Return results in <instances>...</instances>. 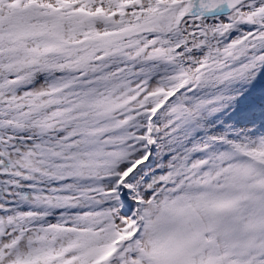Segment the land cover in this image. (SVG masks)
<instances>
[{
  "label": "snow or ice",
  "instance_id": "snow-or-ice-1",
  "mask_svg": "<svg viewBox=\"0 0 264 264\" xmlns=\"http://www.w3.org/2000/svg\"><path fill=\"white\" fill-rule=\"evenodd\" d=\"M0 264H264V0H0Z\"/></svg>",
  "mask_w": 264,
  "mask_h": 264
}]
</instances>
